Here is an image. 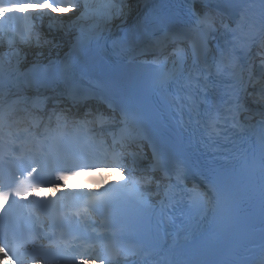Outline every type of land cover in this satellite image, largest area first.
I'll return each instance as SVG.
<instances>
[{
  "label": "snow or ice",
  "instance_id": "1",
  "mask_svg": "<svg viewBox=\"0 0 264 264\" xmlns=\"http://www.w3.org/2000/svg\"><path fill=\"white\" fill-rule=\"evenodd\" d=\"M60 2L61 0H52V3L49 0L23 2L13 0L9 3L7 0H0V49H5L0 51V208L4 209V212H0V253L5 256L12 253L18 264H22L27 255L48 257L50 253L36 246V236H33L30 242L18 243V238L10 235L4 213L21 201H26L30 190L34 191L39 187V183H26L24 180L15 183L13 162L18 169L21 166L27 168L35 164L36 167L27 172V178L41 183L46 182L45 177L52 171L57 172V180H63L68 174H78L72 169H91L97 165H112L128 172L124 163V153L122 150L117 151L116 146L120 145L123 149L126 140L145 138L148 134L145 122L150 118L149 115L124 98L107 102L106 106L111 115L99 109L95 112L88 110L85 119L76 121L84 136L92 143L105 145V137L112 138L111 149L105 147L99 155L85 151L78 139L61 148L54 146L47 138L36 139L28 127L16 133L10 131L18 124L38 129L43 123L42 116H37L26 109H19L17 107L19 102L9 99L10 82L13 78V61H16L17 66L19 64V52L15 50L17 43L31 44L33 40L31 14L49 8L61 13L71 10L61 7ZM63 2L73 5L77 10L80 8L78 0ZM53 3L56 4L55 8ZM182 3L185 11L157 13L147 22L155 37L150 45L155 53L154 58L146 62L151 68L147 84L156 94L158 102L174 114L173 118L177 119L179 124L182 126L195 124L197 130L203 131L202 139L207 138L213 152L222 150L221 143L224 145L234 143L233 136L236 133L230 129L243 131L238 119L241 113L248 114L245 119L256 121L253 127L258 129L256 149L259 155L253 163L258 166L262 179L261 207L264 215V51L260 53L261 71L257 75L249 70L247 77L242 71H237L236 56L238 49L249 46L257 39L264 49V0H260L259 17L255 19L249 15L244 0H238L239 10L234 26L224 21L223 12L219 7L213 8L211 0H182ZM197 3L200 4V8L196 7ZM26 4L29 7H26ZM113 7L114 4L108 0L107 3L91 9L88 0H84L81 17H87L90 12L97 17L110 15ZM16 21L22 22L23 27H14ZM91 38L88 37L89 40ZM35 39L39 46V36ZM81 43L78 39L76 46L79 48ZM173 57L175 59H172ZM71 74V65H65L58 73V78L62 77L67 81ZM70 91L73 93L76 91L75 84H70ZM61 119L62 117L57 115L58 126ZM63 120L66 126L67 119ZM89 132L92 133L91 136H88ZM13 146L20 147L19 156L13 155ZM227 151L231 149L225 151V156ZM253 155L255 156V150ZM185 175L183 167L173 166L163 149L153 146L151 161L147 168L141 170L138 178H133L129 174L124 181L109 185L102 192L73 194L71 198L83 200L88 208L122 200L151 207L143 189L154 185L155 196L159 198L160 212L163 214L174 211L185 198L188 201L189 219L197 216L206 218L209 213L215 214L219 211L227 199L226 187L209 180L203 192L197 188L188 189L184 184ZM64 197L65 194L61 193L57 200ZM40 206L48 209L57 206V202L53 201L51 205L42 202ZM37 224L39 225V218ZM43 235L50 243L56 236L55 233ZM29 243L32 244L31 253L27 251ZM261 246L264 247V228ZM73 247L80 245L65 242L63 250L70 252ZM121 247L113 245L111 251H106L104 257L97 258L101 259V264H110ZM21 248L25 251L21 252ZM86 254L89 257L93 256L91 251H86ZM136 254H139L138 250ZM79 264H88V261L81 259ZM256 264H264V253Z\"/></svg>",
  "mask_w": 264,
  "mask_h": 264
},
{
  "label": "bare ground",
  "instance_id": "2",
  "mask_svg": "<svg viewBox=\"0 0 264 264\" xmlns=\"http://www.w3.org/2000/svg\"><path fill=\"white\" fill-rule=\"evenodd\" d=\"M144 0H121L116 10H112L109 18L104 15L97 17L91 12L87 17H81V13L67 14L61 17V21L51 24L42 23V36L37 43L31 45L21 44L16 47L19 52V63L33 61V59L45 60L63 54L74 37L81 32L114 30L117 26L126 23ZM45 24V25H43ZM99 27H96V25ZM5 49H0L3 51Z\"/></svg>",
  "mask_w": 264,
  "mask_h": 264
}]
</instances>
